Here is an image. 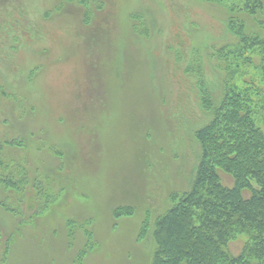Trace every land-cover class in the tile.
<instances>
[{
  "label": "rangeland",
  "instance_id": "obj_1",
  "mask_svg": "<svg viewBox=\"0 0 264 264\" xmlns=\"http://www.w3.org/2000/svg\"><path fill=\"white\" fill-rule=\"evenodd\" d=\"M81 1L0 0V85L18 100L0 109L27 141L31 178L47 177L55 197L28 224L0 207V229L12 237L5 264H78L81 253L79 264H148L154 222L190 188L194 132L208 121L187 69L201 66L211 94L221 91L210 53L223 41L224 9L202 0ZM6 196L0 187V202ZM119 208L132 214L116 218Z\"/></svg>",
  "mask_w": 264,
  "mask_h": 264
},
{
  "label": "trees",
  "instance_id": "obj_2",
  "mask_svg": "<svg viewBox=\"0 0 264 264\" xmlns=\"http://www.w3.org/2000/svg\"><path fill=\"white\" fill-rule=\"evenodd\" d=\"M202 1L229 14L223 41L212 45L210 53L214 71L223 73L221 91L211 94L201 66L187 69L199 79L200 107L208 121L194 132L200 151L190 188L173 194L169 208L154 222L155 248L148 264H264V0ZM81 3L87 6L86 0ZM242 15L253 19L254 30ZM134 18V30L147 38L148 25L138 21L141 16ZM11 100L18 102L0 85V101ZM2 113L0 109V187L13 196L1 200L0 207L28 224L55 198L53 184L40 173L31 178L21 154L27 141L9 129ZM37 148L48 149V144L39 142ZM48 150L61 156L52 146ZM131 210L119 208L114 214L129 216ZM239 241L244 244L233 253L230 246ZM11 246L12 237L0 229V264L7 262Z\"/></svg>",
  "mask_w": 264,
  "mask_h": 264
}]
</instances>
